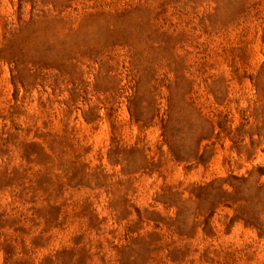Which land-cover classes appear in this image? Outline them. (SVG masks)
<instances>
[{"label":"rangeland","instance_id":"obj_1","mask_svg":"<svg viewBox=\"0 0 264 264\" xmlns=\"http://www.w3.org/2000/svg\"><path fill=\"white\" fill-rule=\"evenodd\" d=\"M262 185L264 0H0V264H264Z\"/></svg>","mask_w":264,"mask_h":264},{"label":"trees","instance_id":"obj_2","mask_svg":"<svg viewBox=\"0 0 264 264\" xmlns=\"http://www.w3.org/2000/svg\"><path fill=\"white\" fill-rule=\"evenodd\" d=\"M235 180L241 181L242 179L240 180L235 179ZM231 188L235 190L233 194H239V191H236V188L232 186ZM257 190H260L262 192L263 199H264V186L262 185V186L257 187ZM230 196H231L230 193H227L226 191H220L221 199H224L225 197H230ZM224 203H225L224 206L231 205V206L236 207L235 211L241 214L240 216L239 215L236 216L235 218L236 221H242L244 225L254 228L260 237H264V223L261 222L259 219V214L257 210L258 205H259L258 203H255L254 205H249L246 207L238 206L241 203L240 200H235L231 203H229L228 201H225ZM243 210H246V212L242 213Z\"/></svg>","mask_w":264,"mask_h":264}]
</instances>
